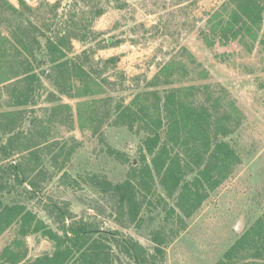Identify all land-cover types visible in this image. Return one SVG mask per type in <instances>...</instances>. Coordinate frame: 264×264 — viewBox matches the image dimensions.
<instances>
[{
  "label": "trees",
  "instance_id": "obj_1",
  "mask_svg": "<svg viewBox=\"0 0 264 264\" xmlns=\"http://www.w3.org/2000/svg\"><path fill=\"white\" fill-rule=\"evenodd\" d=\"M104 1L72 0V7L55 22L63 0L44 1L39 8L20 0L23 10L27 7L32 12L33 9V19L39 18L37 14L42 9L54 18H44L42 24L31 22L29 18L27 22L18 20L16 27L6 34L2 23L10 14L17 17L25 12L10 0H0V86L13 84L7 104L16 108L0 111V131L8 135L5 144L0 141V152L16 151L18 134L24 124V109L34 103L42 85L41 73L51 70L56 75V83L61 85L60 92L77 99L76 121L81 131L102 135L105 125L109 124L144 132L136 161H130L115 148L108 149L116 159L130 162L124 181L114 184L98 177L91 180L98 183L103 192L117 196L122 214L136 226L142 225L145 208L162 204L167 209L165 203L173 199L174 204L164 217L169 227L154 232L152 241L156 248L151 254L131 237L102 229L92 221L76 220L71 210L51 203L50 215L55 217L60 233L26 204L4 201L6 179L0 172V237L9 230L16 231L13 241L0 252V264H114L120 255L130 258L134 264H154L164 257L163 246L168 239L186 228V220L233 176L241 160L231 143L222 139L233 133L240 111L234 102L215 95L208 83H196L208 79L209 72L199 67L186 48L182 49L184 58H171L159 64L145 89L128 102L120 99L112 103L106 80L95 68L100 60L96 61L88 50L81 54L74 51V41L86 42L99 36L92 22L105 12ZM118 7L124 8L125 3ZM89 15L92 22L88 21ZM242 36L253 44H264V0H225L208 12L201 30L206 45L226 46ZM123 41V38L102 40L100 49L116 47ZM117 59L108 60L117 65ZM45 65L50 66L48 71L43 68ZM1 103L0 96V108ZM62 105L74 125L73 107L68 103ZM71 151L66 160L72 156ZM57 155L51 166L60 171L64 164L57 162ZM11 167L14 182L27 183L31 187L28 197L33 199L49 175L44 163L38 158L35 166L33 160H27L25 164ZM159 186L165 194L160 193ZM35 233L53 241L55 249L52 254L31 260L24 249V238ZM216 264H264V212Z\"/></svg>",
  "mask_w": 264,
  "mask_h": 264
},
{
  "label": "rangeland",
  "instance_id": "obj_2",
  "mask_svg": "<svg viewBox=\"0 0 264 264\" xmlns=\"http://www.w3.org/2000/svg\"><path fill=\"white\" fill-rule=\"evenodd\" d=\"M10 1L25 13L17 17L10 14L6 23H2V30L6 34L16 27L18 20L42 24L44 18H54L42 9L38 11L39 18L33 19V9L32 12L27 7L23 10L20 0ZM24 1L39 8L44 1L56 0ZM224 1L105 0L103 14L93 22L92 16H88V21L92 22L99 36H93L86 42L74 41L75 53L88 50L96 61L100 60L95 68L106 80L109 95L104 96L113 98V104L120 99L128 102L134 94L145 89L159 64L171 58H184L181 54L184 53L182 49L186 48L194 55L199 67L209 72L208 79L196 83H208L215 95H222L225 100L234 102L240 111L238 124H233V133L222 138L228 140L241 157L233 176L211 194L197 213L186 220L184 230L168 239L163 246L164 257L154 264H216L264 212V44H253L246 36L226 46L217 43L209 47L205 44L201 30L206 24L208 12ZM71 2L63 0L55 22L72 7ZM122 3H125V7L119 8ZM168 31L170 33H166ZM108 38H123L124 41L116 47L100 49L102 40ZM112 57H118L117 65L108 60ZM43 68L48 71L50 66ZM48 72L41 73L42 85L33 105L24 107V124L18 134L16 151H8L7 154L0 152V172L6 179L4 201L26 204L50 227L61 233L49 209L51 203H57L71 210L76 220L92 221L102 229L118 232L122 237H131L151 254L155 253L156 244L152 236L157 229L169 227L164 217L174 200H167V209L162 204L145 208L144 221L136 226L127 215L122 214L117 196L103 192L98 183L91 180L98 177L114 184L124 181L130 170V162L123 163L116 159L108 149L115 148L130 161H136L144 132L137 133L126 126L109 124L105 125L102 135L81 131L76 121L77 99L61 93L56 75L51 70ZM12 86V83L0 86V111L16 109L7 104ZM64 103L74 109V125L68 117L70 113L62 105ZM7 139L8 135L0 131V141L5 144ZM69 150H72V156L66 160ZM56 155L57 162L64 164L60 171L51 166ZM38 158L49 175L31 199L28 197L31 187L27 183L14 182L11 166L25 164L27 160H33L35 166ZM159 191L165 194L160 186ZM240 223L242 227L238 231ZM15 237V230L4 233L0 237V252ZM24 245L27 258L31 260L52 254L55 249L54 242L41 233L25 237ZM114 264L134 262L120 255Z\"/></svg>",
  "mask_w": 264,
  "mask_h": 264
},
{
  "label": "water",
  "instance_id": "obj_3",
  "mask_svg": "<svg viewBox=\"0 0 264 264\" xmlns=\"http://www.w3.org/2000/svg\"><path fill=\"white\" fill-rule=\"evenodd\" d=\"M241 227H242V226H241V223H240V224L238 225V227H237V230L240 231V230H241Z\"/></svg>",
  "mask_w": 264,
  "mask_h": 264
}]
</instances>
